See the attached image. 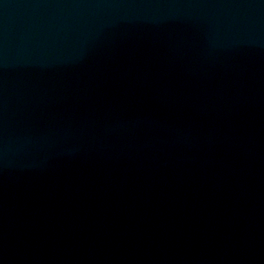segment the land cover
<instances>
[{
    "label": "water",
    "instance_id": "obj_1",
    "mask_svg": "<svg viewBox=\"0 0 264 264\" xmlns=\"http://www.w3.org/2000/svg\"><path fill=\"white\" fill-rule=\"evenodd\" d=\"M0 264H264V0H0Z\"/></svg>",
    "mask_w": 264,
    "mask_h": 264
}]
</instances>
